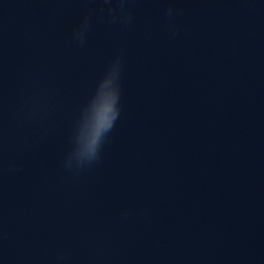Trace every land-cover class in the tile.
I'll return each mask as SVG.
<instances>
[{
	"label": "water",
	"instance_id": "95a60500",
	"mask_svg": "<svg viewBox=\"0 0 264 264\" xmlns=\"http://www.w3.org/2000/svg\"><path fill=\"white\" fill-rule=\"evenodd\" d=\"M123 13L0 0V264H264V0ZM117 56L119 118L97 161L68 166Z\"/></svg>",
	"mask_w": 264,
	"mask_h": 264
},
{
	"label": "clouds",
	"instance_id": "9594fccd",
	"mask_svg": "<svg viewBox=\"0 0 264 264\" xmlns=\"http://www.w3.org/2000/svg\"><path fill=\"white\" fill-rule=\"evenodd\" d=\"M110 2L111 0H103V3ZM124 2L125 0H119L123 19L127 21L130 17L123 13ZM114 11L109 8V12ZM167 13L171 15L173 9L169 7ZM87 29L88 18L85 17L79 29L73 31V38L82 44ZM120 77L121 60L117 56L97 82L94 92L80 108L72 136V148L67 156L68 166L90 165L100 158L101 148L120 114Z\"/></svg>",
	"mask_w": 264,
	"mask_h": 264
}]
</instances>
